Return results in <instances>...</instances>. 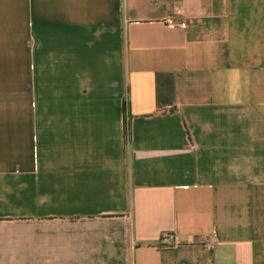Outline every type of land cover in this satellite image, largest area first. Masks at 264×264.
I'll list each match as a JSON object with an SVG mask.
<instances>
[{
    "label": "crops",
    "instance_id": "1",
    "mask_svg": "<svg viewBox=\"0 0 264 264\" xmlns=\"http://www.w3.org/2000/svg\"><path fill=\"white\" fill-rule=\"evenodd\" d=\"M0 264H264V0H0Z\"/></svg>",
    "mask_w": 264,
    "mask_h": 264
},
{
    "label": "built area",
    "instance_id": "2",
    "mask_svg": "<svg viewBox=\"0 0 264 264\" xmlns=\"http://www.w3.org/2000/svg\"><path fill=\"white\" fill-rule=\"evenodd\" d=\"M165 22H166V26L168 28H171V29L176 28V27L185 28V26H186V23L185 22H183V21H177L173 17L166 18ZM173 240H174L173 234L170 233V232H164L162 234V236H161V241L164 242V243L170 244V243L173 242Z\"/></svg>",
    "mask_w": 264,
    "mask_h": 264
},
{
    "label": "trees",
    "instance_id": "3",
    "mask_svg": "<svg viewBox=\"0 0 264 264\" xmlns=\"http://www.w3.org/2000/svg\"><path fill=\"white\" fill-rule=\"evenodd\" d=\"M126 131H127V124H126Z\"/></svg>",
    "mask_w": 264,
    "mask_h": 264
},
{
    "label": "rangeland",
    "instance_id": "4",
    "mask_svg": "<svg viewBox=\"0 0 264 264\" xmlns=\"http://www.w3.org/2000/svg\"><path fill=\"white\" fill-rule=\"evenodd\" d=\"M126 106H127V104H126Z\"/></svg>",
    "mask_w": 264,
    "mask_h": 264
}]
</instances>
